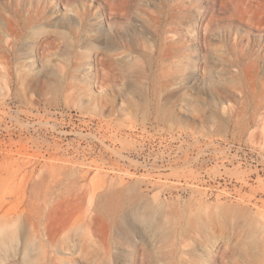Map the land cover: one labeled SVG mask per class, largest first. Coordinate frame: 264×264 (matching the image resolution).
Returning <instances> with one entry per match:
<instances>
[{
  "label": "rangeland",
  "instance_id": "rangeland-1",
  "mask_svg": "<svg viewBox=\"0 0 264 264\" xmlns=\"http://www.w3.org/2000/svg\"><path fill=\"white\" fill-rule=\"evenodd\" d=\"M246 3L0 0V219L59 231L0 264H264V0ZM123 201L154 227L128 208L108 227Z\"/></svg>",
  "mask_w": 264,
  "mask_h": 264
},
{
  "label": "bare ground",
  "instance_id": "bare-ground-1",
  "mask_svg": "<svg viewBox=\"0 0 264 264\" xmlns=\"http://www.w3.org/2000/svg\"><path fill=\"white\" fill-rule=\"evenodd\" d=\"M243 2L248 6V8H252V6H250V4H247L246 3V0H243ZM246 8V7H245ZM245 10V9H244ZM246 12V11H245ZM157 14V13H156ZM260 17V16H259ZM156 18H157V16H156ZM12 24V23H11ZM10 24V25H11ZM80 28V27H79ZM10 30V29H9ZM67 34V33H66ZM79 34V33H78ZM17 43V42H16ZM109 59V58H108ZM113 59V58H112ZM110 60V59H109ZM114 61H116V60H114ZM124 61V60H123ZM119 62V61H118ZM114 64V63H113ZM118 64V63H117ZM123 66V65H122ZM121 66V67H122ZM113 67V66H112ZM11 68V67H10ZM3 70V69H2ZM118 70H120V69H118ZM129 70V69H128ZM173 70V69H172ZM121 71V70H120ZM3 72V71H2ZM21 72V71H20ZM121 73H123V72H121ZM120 77V76H119ZM4 78V77H3ZM10 78V77H9ZM5 79V78H4ZM2 80V79H1ZM46 83V82H45ZM27 84V83H26ZM54 84V83H53ZM1 86V85H0ZM6 88V87H5ZM22 90V89H21ZM26 90V89H25ZM1 91V90H0ZM74 91V90H73ZM16 92V91H15ZM24 92V91H23ZM4 93V92H3ZM24 94V93H23ZM30 94V93H29ZM22 95V94H21ZM32 95V94H31ZM4 96V95H3ZM9 96V95H8ZM0 98H2V97H0ZM31 99H33V97L31 98ZM158 100V99H157ZM34 101V100H33ZM30 103V102H29ZM34 103V102H33ZM125 104V103H124ZM123 104V105H124ZM30 107V106H29ZM233 108V107H232ZM231 108V109H232ZM224 109H225V107H224ZM235 109V108H234ZM225 111H227L226 109H225ZM96 140V139H95ZM102 142V141H101ZM91 149V148H90ZM90 153V152H89ZM85 155V154H84ZM84 176V175H83ZM72 190H74V189H72ZM76 190V189H75ZM75 190L73 191V193L75 192ZM71 191H69L68 192V194L71 196V197H73V199H78V198H76V197H79V196H77V195H80L79 193H77V195H75L76 194V192H75V194L73 195H71V193H70ZM78 192V191H77ZM80 197H81V195H80ZM80 199V198H79ZM78 199V200H79ZM81 200H82V198H81ZM72 201H74V200H72ZM74 202H76V201H74ZM129 203V204H128ZM129 205V206H128ZM115 210L116 211H113V210H111L110 208H109V213H108V217L109 218H104L103 219V221L107 224V226L108 227H111V228H118L119 230L123 227V226H125L126 227V225L127 224H125V222L127 223L128 222V220L127 221H125V219L126 218H124V215H125V211L127 210V208L131 211L130 213H131V217L132 218H134V219H136V220H138V221H142L144 224L145 223H147L148 224V226L150 225L151 227H154L153 225L154 224H152V221H151V216L149 217L148 215H141V214H139L138 212L139 211H137V210H134V208L135 207H133L132 206V204L130 203V202H121V203H117L116 205H115ZM96 209H99V207H96ZM138 209V208H137ZM145 211V210H144ZM121 213V219H117V215L115 214V213ZM17 217H18V214H11V213H8V212H6V214L3 216V218H1L0 219V230H1V236H0V258H1V255L4 253L5 254V252L7 253V252H9V250H11L12 251V249H14L15 250V248L17 247H14V246H12L11 245V248H10V246H8L9 244L7 243V242H9V241H12V242H14L15 240L17 241V240H19V239H21L20 241H22V246L24 247V248H22L23 250H22V253H24V259L25 260H28V256H29V252L31 251V248H32V244H31V241H30V237L32 236V235H36L37 234V236L38 237H41V238H44V240H45V242L47 243L48 241H51L52 240V238L53 237H57L58 235H59V231H56V230H42L41 229V231H39V230H36V229H34V230H32V231H30V230H27V232H24L23 234L22 233H19V231L17 232V231H15V232H8V231H6L5 230V226H6V224H9V221H15V220H17ZM126 217V216H125ZM82 220H84L83 218L81 219V220H79V221H82ZM79 221H77V222H79ZM154 221V220H153ZM131 222V221H130ZM135 222V221H134ZM3 223V224H2ZM76 223V222H75ZM90 225V224H89ZM155 229L156 230H158V231H162V227L160 226V225H155ZM119 232V231H118ZM163 234V233H162ZM44 244V243H43ZM43 247V246H42ZM64 250L65 251H67V249L66 248H64ZM69 250V252H73L74 250H72V249H68ZM40 251V250H39ZM246 253H248V252H246ZM251 253H254V254H256L255 252H251ZM16 254H17V252H16ZM18 254H19V252H18ZM248 255H250V258L251 259H254L255 258V256L256 255H258V254H256V255H253V254H248ZM7 257H8V255H7ZM10 257H11V255H10ZM15 257V256H14ZM73 257H71V256H68V258H66V259H64V260H62V259H56V258H54V260H52L51 261V263L50 264H65V262L68 260H71ZM4 260V259H3Z\"/></svg>",
  "mask_w": 264,
  "mask_h": 264
}]
</instances>
